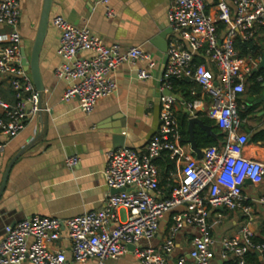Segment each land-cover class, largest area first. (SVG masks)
<instances>
[{"label":"built area","instance_id":"built-area-1","mask_svg":"<svg viewBox=\"0 0 264 264\" xmlns=\"http://www.w3.org/2000/svg\"><path fill=\"white\" fill-rule=\"evenodd\" d=\"M111 1L99 0L107 15L112 14ZM169 1V25L179 39L169 44L162 88L171 89L172 78L198 83L210 99L207 114L224 133V142L205 148L201 158L186 155L175 114L177 99L163 95L159 127L146 149L138 152L120 147L108 152L104 175L113 192L107 195L105 206L68 219L34 215L6 225L0 237V264H68L65 247H55L63 229L71 259L77 263L95 259L98 264H105L134 245V256L141 264H169L167 255L176 249L175 236L186 225L197 228L199 235L192 241L189 257L181 255L179 264H210L214 256L210 210L223 207L251 212V207L244 204L243 186L250 181L264 187V162L244 155L249 138L242 131L239 109L240 98L261 57L241 56L235 40L256 38L257 30L264 25V0ZM20 14L19 0H0V25L8 27L0 32V78L15 96L13 104L6 103L0 87V108L4 109L0 114V134L5 137L0 141V156L7 142L19 135L40 111L31 74L21 63ZM53 23L60 32L58 52L63 59L55 75L67 82L62 101L78 100L81 110L91 114L100 98L117 89L112 72L124 63L146 60L150 71L140 69L138 76L154 77L151 69L157 63L142 47L123 51L120 44H107L87 26H75L61 15H56ZM84 51H90L92 56H80ZM197 51L216 71L205 62H195ZM257 80H264V76H257ZM194 106L189 105L192 113ZM164 153L180 164L172 175L175 185L168 196L160 187L156 162ZM78 162V156L66 159L71 168ZM258 202L264 210V193ZM174 210V223L161 251L140 245L142 239L157 234L161 219ZM252 238L253 232L245 226L235 237L224 238L223 246L233 252L237 264H252L245 259L251 250L258 251L264 260V243H254Z\"/></svg>","mask_w":264,"mask_h":264},{"label":"crops","instance_id":"crops-1","mask_svg":"<svg viewBox=\"0 0 264 264\" xmlns=\"http://www.w3.org/2000/svg\"><path fill=\"white\" fill-rule=\"evenodd\" d=\"M21 14L19 31L27 54L31 53L36 36L43 0H19ZM111 15H107L105 7L99 0H53L49 29L40 56V67L45 82V109L32 117L23 131L7 142L4 153L0 156V186L4 173L10 161L26 146L31 145L14 162L6 187L0 197V237L3 235L5 222H19L34 215L52 216L68 219L91 210L101 209L105 200L113 190L109 189L104 171L109 151L128 147L138 152L146 149L151 137L159 127L161 97L155 86V77L163 61L161 49L178 40L179 35L173 31L168 21L169 0H112ZM61 15L78 27L87 26L93 33L102 38L107 44L118 43L121 50L126 51L132 46H140L149 53L157 66L151 69L153 78L140 79V69H147L148 61L137 60L134 63H124L112 72L117 82V89L110 95L98 100L95 109L87 114L79 107L78 100L62 101V95L67 82L58 79L55 69L62 62L58 49L60 32L53 23V18ZM8 30L0 25V32ZM164 33V36L161 34ZM255 41L264 46V25L257 30ZM187 46V45H186ZM80 56L91 57L90 51H84ZM195 60L205 62L216 71V67L206 60L201 51L194 52ZM261 57V56H260ZM192 89L190 101L182 92L175 93V114L180 130V121L186 117L184 111L190 104L194 115L209 117L207 111L210 99L196 83ZM250 82L245 93L240 98V112L246 115L242 119V131L249 138L244 148L248 158L264 162V140L255 142V137L264 132V110L262 95H251ZM2 98L8 104L15 102V96L9 85L0 78ZM257 97L256 103L250 102ZM244 106V107H243ZM4 112L0 108V114ZM210 118V117H209ZM212 127V126H211ZM213 129V127H212ZM214 131V130H213ZM188 132V128H187ZM215 132V131H214ZM216 136H207L218 140ZM225 136V135H224ZM5 137L0 134V141ZM188 139L181 145L186 155L200 158L193 151ZM222 141V142H221ZM197 142V141H196ZM220 144L224 139L220 140ZM203 156L204 145H199ZM78 156V164L71 168L66 159ZM166 160V161H165ZM159 168L160 187L163 195L168 196L175 185L172 175L180 169V164L168 153L157 159ZM264 193L263 186H255L246 181L243 186L244 204L251 207L249 214L242 210L211 209L209 224L214 243L211 246L213 258L210 264H237L231 250H225L224 238L235 237L245 226L253 232V236L264 240V210L258 202V197ZM176 210L164 215L160 221L157 234L151 239H142L140 245L152 246L161 251L163 243L174 223ZM199 235L197 228L186 225L176 236V249L167 255L169 264H179V257L186 255L192 249L194 237ZM55 247H65L69 257L68 264H98L95 259L85 263H77L71 259L70 245L63 229L62 238ZM134 247H129L127 253L117 259L108 260L105 264H141L134 256ZM181 248L183 250H181ZM258 256L259 263L264 264L262 255L253 250ZM248 263L257 264L253 256L246 257ZM20 264H34L23 261Z\"/></svg>","mask_w":264,"mask_h":264},{"label":"water","instance_id":"water-1","mask_svg":"<svg viewBox=\"0 0 264 264\" xmlns=\"http://www.w3.org/2000/svg\"><path fill=\"white\" fill-rule=\"evenodd\" d=\"M52 4H53V0H43V6H42L41 15H40V20H39L38 28L36 31V36H35V39L33 42V46L31 49V53L27 54L25 48L24 47L22 48L21 63H22L24 70L28 71L31 74L33 83H34L35 88H36L38 100H39V108H40L39 112H42L45 109L44 97H45V90H46L45 82H44L41 67H40V56H41V51H42L44 41H45L48 29H49V25H50ZM161 36H164V33L161 34ZM165 50H167V48L161 49V51H162L161 57H163V61L160 65V70L158 71V73L156 74V77H155L156 89L158 90L160 95L161 94L171 95V96H174L176 98L182 99L181 97L176 95L171 89L162 88V83H163L162 79H163L166 63L168 61V56L167 55L164 56ZM258 71L264 72V50H263V53L261 55V60H260L259 66L257 69H255L253 71V73L258 72ZM263 88H264V81H263ZM260 102H263V104H264V91H263L262 97L260 99ZM186 107L187 108L184 111V115L188 117V133H189V140L188 141L191 143V147H192L193 151H195L198 154V156L201 158L202 157L201 150L198 147L196 139H195L196 127L201 128L203 131H205L210 136H216V133L213 131L212 127L210 125L206 124L200 117L193 115L192 110L188 107V104H186ZM262 114H264V110L262 111ZM31 145L32 144H30V145L26 146L24 149H22V151H20V153H18L10 161L9 165L7 166L5 173H4L2 184L0 186V197H1L3 191L6 187L7 179H8L10 170H11L15 160L25 150L30 148ZM116 192H117V190H116ZM219 209H223V207H220ZM15 223L16 222H14V223L5 222V226L10 225V224L14 225ZM130 247H134V245H132Z\"/></svg>","mask_w":264,"mask_h":264},{"label":"trees","instance_id":"trees-1","mask_svg":"<svg viewBox=\"0 0 264 264\" xmlns=\"http://www.w3.org/2000/svg\"><path fill=\"white\" fill-rule=\"evenodd\" d=\"M235 46L240 51V55L245 56V57L250 56L253 58H258L262 55L263 50H264L263 44H260L259 41H255L254 39L244 41L240 37L235 40ZM195 62L199 63V60H195ZM259 75L264 76V72L263 71L256 72L249 78V82L251 83L250 84L251 95L252 96L258 95V98H259V95L261 96L263 94V91H264V88H263V81L264 80H262V81L257 80V76H259ZM170 83H171V90L174 93L182 92L183 95L185 96L186 100H188V101H190L191 99L194 98V96H191V92H192V89L195 86H197L196 82L190 81L189 79L172 78V79H170ZM12 93H13V91H12ZM13 96H14V93H13ZM258 98L252 97L250 99V102L256 103ZM245 115H246L245 112H240L241 119H243L245 117ZM186 119L187 118L184 117L183 120H179L180 121V130H181V134L183 137V141H186L188 139V132H187L188 124H187ZM201 119L206 124L212 126L213 130L215 132L220 133V138L218 140L211 139L210 137L207 136L205 131H203L199 127H196L195 139H196L197 143L199 145H204L206 147L219 145L222 142V141L220 142V140L224 139V133L222 132V130L216 125L215 120H213L209 117H206V116L201 117ZM263 140H264V132L262 131L261 133H259L255 137L254 141L260 142ZM252 239H253L254 243H257V244L264 243V240L260 239L259 237L253 236ZM251 256H253L254 261L258 264L259 263L258 256L255 252H253V250L249 251L245 255V259H246V257L248 258Z\"/></svg>","mask_w":264,"mask_h":264},{"label":"rangeland","instance_id":"rangeland-1","mask_svg":"<svg viewBox=\"0 0 264 264\" xmlns=\"http://www.w3.org/2000/svg\"><path fill=\"white\" fill-rule=\"evenodd\" d=\"M22 44H23V39H22ZM239 114H240V111H239Z\"/></svg>","mask_w":264,"mask_h":264}]
</instances>
